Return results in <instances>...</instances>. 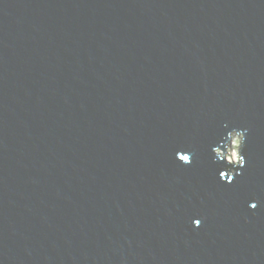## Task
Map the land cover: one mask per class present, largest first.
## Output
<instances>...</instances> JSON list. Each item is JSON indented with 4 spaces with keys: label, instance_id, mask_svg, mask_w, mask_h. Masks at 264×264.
Instances as JSON below:
<instances>
[{
    "label": "water",
    "instance_id": "95a60500",
    "mask_svg": "<svg viewBox=\"0 0 264 264\" xmlns=\"http://www.w3.org/2000/svg\"><path fill=\"white\" fill-rule=\"evenodd\" d=\"M0 264H264V0H0Z\"/></svg>",
    "mask_w": 264,
    "mask_h": 264
},
{
    "label": "rangeland",
    "instance_id": "374dc122",
    "mask_svg": "<svg viewBox=\"0 0 264 264\" xmlns=\"http://www.w3.org/2000/svg\"><path fill=\"white\" fill-rule=\"evenodd\" d=\"M240 134H235L232 136L231 143L228 144L225 148L226 153L224 154V151L221 150L222 155L225 159L230 162V164L233 165H240L241 161V155H240V149H241V143H240ZM240 159V160H239ZM234 170V169H233Z\"/></svg>",
    "mask_w": 264,
    "mask_h": 264
},
{
    "label": "clouds",
    "instance_id": "9594fccd",
    "mask_svg": "<svg viewBox=\"0 0 264 264\" xmlns=\"http://www.w3.org/2000/svg\"><path fill=\"white\" fill-rule=\"evenodd\" d=\"M234 135H235V133H234ZM240 143H241V151L243 152L244 147H245V137L243 135L240 136ZM240 163L244 164V163H246V160L241 159Z\"/></svg>",
    "mask_w": 264,
    "mask_h": 264
},
{
    "label": "snow or ice",
    "instance_id": "6c2138e0",
    "mask_svg": "<svg viewBox=\"0 0 264 264\" xmlns=\"http://www.w3.org/2000/svg\"><path fill=\"white\" fill-rule=\"evenodd\" d=\"M189 159H190V157L187 156V155H183V156L181 157V160H183V161H189Z\"/></svg>",
    "mask_w": 264,
    "mask_h": 264
}]
</instances>
